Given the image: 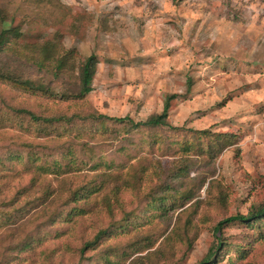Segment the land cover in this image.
<instances>
[{"label":"rangeland","instance_id":"1","mask_svg":"<svg viewBox=\"0 0 264 264\" xmlns=\"http://www.w3.org/2000/svg\"><path fill=\"white\" fill-rule=\"evenodd\" d=\"M6 29L0 264H264V217L216 231L264 207V0H0Z\"/></svg>","mask_w":264,"mask_h":264},{"label":"trees","instance_id":"2","mask_svg":"<svg viewBox=\"0 0 264 264\" xmlns=\"http://www.w3.org/2000/svg\"><path fill=\"white\" fill-rule=\"evenodd\" d=\"M17 29H6V30H2V32L0 33V48L2 47L3 43L5 42V38H3L4 35L7 34H11V33H15L17 32ZM94 66L92 64V60H88V62L85 64V67L83 68V71L81 73V88L79 90L78 93V97H82L86 94H88L91 90H92V78H93V74H94ZM5 77H10L9 74H5L2 72H0V78L2 79H7ZM27 86V85H26ZM172 98H168L166 99L165 102V106H164V110L162 112V114L158 115V116H152L150 119H148L146 122H143L140 125H144V126H159V125H165L166 124V118L168 115V111L170 108V102H171ZM112 120H115L117 122H122L127 120V118H109ZM139 125V124H137ZM264 217V207L256 210L255 212L248 214V215H237V216H232L229 218H226L224 220H222L221 222H219V224L216 226V231H220L221 228L224 225L233 223V222H241V223H251L252 221H255L259 218ZM212 256L211 254L208 255L204 260H202L199 264H210L211 260H212Z\"/></svg>","mask_w":264,"mask_h":264}]
</instances>
